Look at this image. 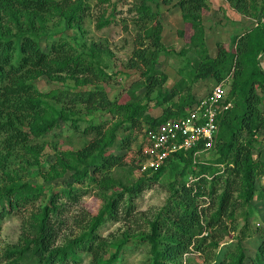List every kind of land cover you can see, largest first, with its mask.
Segmentation results:
<instances>
[{
  "label": "trees",
  "instance_id": "1",
  "mask_svg": "<svg viewBox=\"0 0 264 264\" xmlns=\"http://www.w3.org/2000/svg\"><path fill=\"white\" fill-rule=\"evenodd\" d=\"M120 1L128 7L127 12L121 14L124 30L132 32L131 26L135 30L132 32L134 49L127 66L139 71L144 78L141 90L146 99L151 100L157 93L163 97L162 103H170L157 118L147 114L148 105L140 101L119 103L109 97L104 84L111 81V76L101 62L104 48L93 44L90 53L85 54L68 42L67 31L40 35L46 23L57 17L58 24L66 23L68 29L81 28L84 18L92 15L90 5L83 0H0V166H4L11 156H20L24 152L37 156L38 146L31 144L33 138L46 134L58 121H72L65 115L66 111H58L44 98H55L73 108L81 105L89 111L111 112L117 118V123L108 129L91 124L85 133L94 134V138L81 150L65 152L58 157L57 165L62 173L54 170L56 181L53 184L58 192L53 193L43 207H37L35 203L45 188L22 183L8 170L4 171L5 180L0 183V234L2 220L17 213L22 221V238L17 249L8 251L0 264H67L76 262L80 252L92 256V264H116L122 250L137 239L150 246L148 264H185V255L192 251L204 255L208 264H247L242 243L239 242L234 250L223 249L217 253L214 251L216 242L206 244V239L199 240L198 236L213 230L215 224L223 225L225 217L234 220L236 209L250 206L257 198L264 199L263 192L257 194V181L264 175V161L254 157L258 133L264 130L261 106L264 0H225L234 12L250 19L253 26L232 37L231 44L218 42L215 54L208 47L203 19L210 11L209 0ZM175 2L185 24V28L178 31L186 42L180 53L193 52L197 57L188 63L190 69L184 71L177 85L171 91H163L168 76L156 67L159 54L165 49L159 6L160 3L169 6ZM117 5L107 16L105 12L100 16L98 28L116 19ZM40 76L62 82L72 79L75 85L66 87L65 91L53 92L52 96L46 95L29 82ZM200 81H213L214 86L225 83L227 99L232 103V107L217 118L216 139L208 151L215 153L216 160L197 161L196 150L176 154L166 166L156 172L144 173L135 184L128 186L121 182L122 191L113 194L98 216H69L68 209L79 204L83 196V190L76 185L94 183L109 191L119 184L110 176L113 169L130 165L141 170L146 161L141 151L139 159H134L132 164L126 163L124 156L111 153L120 129L126 127L129 131L120 143L121 149H128L133 142V130H145L147 138L149 130L187 116L197 101L193 87ZM177 97L179 102L172 104ZM174 160L185 163L182 176H192V185L182 182L181 190H172L175 200H171L155 219H146L143 228L130 227L135 224L136 197ZM68 170L72 173L63 177ZM204 197L211 198V204L200 210L197 202ZM62 198L67 200L60 204ZM210 209L214 210L209 221L204 223ZM109 219L126 221V227L131 231L127 229L122 239L105 244L97 231ZM146 227L149 232H142ZM76 229L85 230L69 239ZM69 230L70 234H67ZM132 231L141 234L136 236L131 234ZM66 239V243L59 246ZM108 247L112 249L110 256H106ZM249 262L264 264V241Z\"/></svg>",
  "mask_w": 264,
  "mask_h": 264
},
{
  "label": "rangeland",
  "instance_id": "2",
  "mask_svg": "<svg viewBox=\"0 0 264 264\" xmlns=\"http://www.w3.org/2000/svg\"><path fill=\"white\" fill-rule=\"evenodd\" d=\"M83 1L85 4L91 6L92 15L84 18L81 28L68 29L66 23L62 22L58 24L59 18L57 17L53 18V21L46 23V27L41 31L40 35L56 34L59 31H67L65 35L67 36L68 42L77 48L78 51L85 54L90 53V47L93 44H96L99 48H104L101 54V62L106 73L111 76V81L104 84L109 97L112 100L119 101V103L133 102L134 100L140 101L143 105H148L147 114L154 118L160 117L164 109L169 106L170 103H162L163 97L157 93L151 97V100L150 98L149 100L146 99L143 90H141L144 78L139 71L130 69L127 66L134 49V34L132 32H135V30L134 27L131 26L132 32H127L124 30L123 23L120 20H122L121 14L126 13L128 7L124 1L121 2L120 0H110L109 2H103L102 0ZM177 1L178 0H176V2ZM223 1L209 0L211 3L210 11L206 12L203 17L207 32L206 40L212 54H215L218 42L231 44L230 41L232 37L240 35L253 26V22L250 19L239 21L241 17L230 9L229 6L226 7L223 5ZM176 2L169 6L160 3L159 6L162 13V23L164 25L162 42L165 49L159 54L156 67L160 71L165 72L168 76V82L165 84L163 91H171L182 79L184 71L190 69L188 63L197 57L196 53L193 52H189L188 54L180 53L185 47L186 42L184 39L180 38L178 31L185 28V24L183 23L180 12L174 6ZM114 5H117L116 19H114L112 23L98 28L97 22L100 20V16H102L104 12L106 16L110 14ZM153 7L157 9L156 5ZM239 23L241 26L237 27ZM236 27L238 29H236ZM43 43L45 42L43 41ZM261 63L264 68V54L261 57ZM29 82L33 84L35 89L39 92L50 96H52L53 92L65 91L64 89H66V87H73L75 85L72 79H67L62 82L52 80L46 76L30 79ZM214 85L215 83L213 81L210 83L200 81L194 85L193 94L197 98L203 97L211 92ZM227 88L226 86V91ZM261 96L263 97L261 106L264 110V93H261ZM44 99L58 111H66L65 115L69 116V118L71 117L70 119L72 121L70 123L58 121L46 134L33 138L31 144L38 146L37 156H34L30 152H24V154L20 156H11L4 166H0V183L4 182V171L8 170L13 177L22 183H30L45 188L44 194L40 196L35 203L37 207L47 205L52 194H57L58 192V189H55L53 186L56 181L54 180V170L57 169L62 173V169L57 165L58 157L65 152L70 153L79 151L92 140L95 135H88L85 133L86 128L91 124L96 126L103 125L108 129L117 123L116 115L111 112L98 110L89 111L81 105L73 108L69 104H62V102L57 101L55 98ZM177 102H179V97L175 98L172 104ZM75 126H77V128H75ZM132 132L133 142L130 148H120L122 138L127 137L129 134L126 127H123L119 131L114 146L110 149L111 153L124 156V161L130 164L133 163L134 159H139L141 152L142 155H145V150L148 148L147 138L144 133L145 130H138L137 128ZM257 138L259 142L256 145L254 157L264 161V130L258 133ZM216 158L214 152H206L200 154L197 161H215ZM185 168L186 165L183 161L174 160L165 169V172L158 179L153 181L150 187L146 188L136 197L134 202L135 215L133 219L135 220V224H132L130 227L134 229L143 228L146 219H155L159 213L165 211L166 206L171 200H175L172 190L177 188L181 190V185L184 182H186L187 186L192 185L194 181L192 176H182V171ZM190 169L191 167L187 169V172H189ZM71 173L72 171L68 170V174H64L63 177ZM110 176L119 184L116 188H112L109 191H105L94 183L83 186L76 185L77 188L83 190V196L79 204L71 206L68 209V215L74 217L86 214L89 218L98 216L113 194L122 191L120 187L121 182H125L128 186L135 184L140 178L144 177V173L130 165H125L124 167L113 169ZM151 176L152 175L147 177L150 178ZM171 186H173V189H170ZM257 186V194L264 193V175L257 181ZM61 200L60 204H63L62 202H65L67 199L62 198ZM210 202L211 198L209 197L198 199V208L201 210L209 206L211 204ZM213 210L214 209H210L209 213L204 217V223L209 221ZM234 212V220L225 217L223 225L215 224L216 226L213 230L204 231L198 238L199 240L206 239V244L216 242L217 247L214 248V251L217 253L223 249L234 250L239 242L242 243L248 257L246 263L249 264L250 259L255 257L258 247L264 241V199L260 200L257 198L250 206L236 209ZM29 213L30 212H27V214ZM67 224L68 227L71 226L70 220ZM126 224V221L106 220L97 231L101 237V242L106 244L114 242L118 238L122 239L124 231L128 229ZM246 224L248 226L244 231ZM1 225L0 260L8 251L17 249L16 245L20 244L22 238L21 217L17 213L9 214L2 220ZM66 229L67 227L64 230ZM84 230L85 229H76L75 235L69 236V239H74ZM129 230L130 229L127 231ZM143 230L149 232L147 227L142 229V232H145ZM140 231H132L131 234L139 236L141 234ZM66 233L70 234V230ZM66 241L67 239L60 242L59 246H63ZM136 241L137 242H131L122 250L120 259L116 264L149 263L151 260L149 251L150 246L147 243H141L138 239ZM111 252V247H108L106 256H110ZM184 263L208 264L210 262H206V258L201 253L192 251V253L185 255ZM67 264H92V256L80 252L79 259L76 262L72 261Z\"/></svg>",
  "mask_w": 264,
  "mask_h": 264
},
{
  "label": "built area",
  "instance_id": "3",
  "mask_svg": "<svg viewBox=\"0 0 264 264\" xmlns=\"http://www.w3.org/2000/svg\"><path fill=\"white\" fill-rule=\"evenodd\" d=\"M225 83L217 84L210 93L197 98L188 115L169 120L147 133L146 161L141 172H156L166 166L176 154L196 150L195 156L213 148L216 139L218 116L229 110Z\"/></svg>",
  "mask_w": 264,
  "mask_h": 264
},
{
  "label": "crops",
  "instance_id": "4",
  "mask_svg": "<svg viewBox=\"0 0 264 264\" xmlns=\"http://www.w3.org/2000/svg\"><path fill=\"white\" fill-rule=\"evenodd\" d=\"M222 1H223V0H222ZM222 4L225 5L226 7H228L227 2H226L225 0L223 1ZM230 9H231V8H230ZM232 10H233V9H232ZM235 13H236V12H235ZM237 15H239V16L241 17V18H239V19H240L239 21H244V20H247V19H248V18H246V17H244V16H242V15H240V14H238V13H237ZM238 26H241L240 23L237 25V27H238ZM237 27H236V29H238Z\"/></svg>",
  "mask_w": 264,
  "mask_h": 264
}]
</instances>
